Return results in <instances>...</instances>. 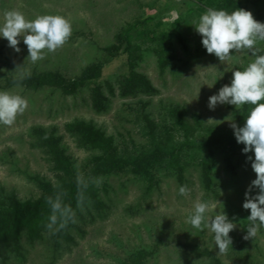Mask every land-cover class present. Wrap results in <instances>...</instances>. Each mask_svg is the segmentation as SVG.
Returning <instances> with one entry per match:
<instances>
[{
	"label": "rangeland",
	"instance_id": "obj_1",
	"mask_svg": "<svg viewBox=\"0 0 264 264\" xmlns=\"http://www.w3.org/2000/svg\"><path fill=\"white\" fill-rule=\"evenodd\" d=\"M241 4L252 12L254 19L264 23V5ZM207 8L197 0H0V24L4 12L13 9L23 12L29 20L59 14L72 22V35L67 43L35 64L27 59L28 50L22 38L18 37L21 51L17 53L0 37V91H12L29 102L28 109L13 126L0 124V194L36 198L39 195L36 179L55 183L56 176L46 154L36 147L33 128H56L74 168L82 176L90 174L98 153L65 131V125L75 120L93 123L112 136L121 150L128 151L135 147L151 148L150 139L142 132L141 112L161 126L170 122L167 114L170 107H184L190 123H194L195 116L202 122L203 129L196 132V141L231 129L232 111L240 108L217 104L214 110L210 109L209 97L218 94L222 86H230L233 71L243 70L254 58L246 51H233L232 59L220 62L214 54L207 53L193 24ZM142 20L146 23L138 30L146 40L136 71L148 78L155 93L120 96V81L128 73L127 55L122 48L103 67L98 81L108 98L102 111L92 106L93 85L74 94H64L53 87H6L16 75L18 65L29 69L31 74L50 71L65 78L77 77L87 66L105 60L104 49L116 43V34ZM164 31L171 34L173 59L161 69L158 49L149 39ZM176 139L181 140L178 136ZM244 147L243 144L233 150L228 147L212 150L210 190L203 186L200 167L207 156L205 152L187 154L180 182L177 175L164 170L155 172L150 188L129 172L104 176L97 186L103 207L88 206L80 211L70 230L72 242H61L55 248L50 231H44L32 243L22 235L20 255L2 248L0 264H129L138 251L146 253L143 264H217L216 260L218 264H264V229L254 239L243 238L250 215V210L243 208L245 192L256 179L248 160L249 156L254 159V151L245 154ZM183 185L191 189L188 196L179 194ZM257 192L254 188L251 195ZM197 200H218L222 204L223 207L208 213L210 217L220 211L226 212L230 220L235 217L237 227L229 233L233 243L225 255H218L214 233L209 229L197 230L186 222ZM191 245L208 250L210 256L195 258L184 247ZM150 251L152 256L147 255Z\"/></svg>",
	"mask_w": 264,
	"mask_h": 264
},
{
	"label": "trees",
	"instance_id": "obj_2",
	"mask_svg": "<svg viewBox=\"0 0 264 264\" xmlns=\"http://www.w3.org/2000/svg\"><path fill=\"white\" fill-rule=\"evenodd\" d=\"M204 7H212L217 10H227L229 13L237 9H243L241 2L259 7L264 5V0H197ZM146 23V20L138 21L134 25H128L120 33L116 34V43L104 49L106 58L104 61L93 63L83 69L79 76L65 78L57 72L32 73L30 77L19 82V85L26 88L53 87L61 90L64 94H74L80 88L91 86L92 106L96 111L106 108L108 98L102 91V85L98 83L103 67L110 59L117 56L120 49L127 55L128 73L120 81L119 94L121 97L137 96L138 94H152L155 89L148 78L136 71L137 61L140 60V51L143 38L139 27ZM146 37V36H145ZM144 39V40H143ZM158 51V64L163 69L173 59V49L171 45V34L160 32L154 39ZM141 41V43H140ZM1 57V55H0ZM1 59V58H0ZM17 85L14 78L9 79L6 87ZM108 90L112 93L111 85L106 81ZM264 102V101H262ZM252 105L245 104L238 110H233L234 123L243 127ZM169 124L157 125L144 112L139 114L140 120L144 122L143 134L150 139V149L121 150L114 138L107 135L100 128L91 122L75 120L65 125V131L74 136L84 147L96 151L94 165L87 176H83L89 182L86 196L91 206L95 209L102 208L103 203L98 196V187L92 183L96 178L113 174L129 172L135 177L145 181L150 188L153 184L154 174L158 170H164L177 175L180 182L182 172L185 168V157L187 154L207 153V156L200 162L202 182L205 190L211 189V152L215 148H225L233 150L243 144L237 143L233 128L213 135L201 141L195 140V134L203 129L202 122L195 116L194 123L187 119L188 111L182 106H172L167 111ZM32 135L36 142V147L41 149L47 156L52 172L55 173V183L45 178L36 179L39 195L36 198L21 199L14 193L0 194V251L2 248L12 249L20 255V239L25 235L29 242H34L41 238L44 231H50L46 225L51 214L47 198L54 196L57 192L66 193L64 202L70 204L76 211V216L80 214V209L76 207L77 201V176L73 160L66 153V148L62 144V137L57 134V129H44L37 127L32 129ZM176 136L181 140H177ZM47 137V138H45ZM133 144L132 140H129ZM137 149V150H136ZM195 158V157H194ZM73 224L70 223L66 229L51 233L55 248L60 247L61 242H72L70 230ZM195 258L210 256L208 250H201L196 245L184 246ZM150 251L147 255L152 256ZM146 259L144 251H138L129 260V264H143ZM215 261V260H214ZM127 263V262H126ZM216 263L218 264L217 260Z\"/></svg>",
	"mask_w": 264,
	"mask_h": 264
},
{
	"label": "clouds",
	"instance_id": "obj_3",
	"mask_svg": "<svg viewBox=\"0 0 264 264\" xmlns=\"http://www.w3.org/2000/svg\"><path fill=\"white\" fill-rule=\"evenodd\" d=\"M193 24L202 36V45L207 53L214 54L220 62L232 59L233 51H246L254 58L243 70L233 71L230 86H222L218 94L209 97L208 103V107L213 110L217 104L234 105L237 109L245 104L253 106L243 127L235 123L230 126L234 130L237 143L245 145L242 152L247 154L254 151V159L249 156L248 160L251 161L256 179L248 186L243 203V208L250 210L247 217V234L243 238L254 239L261 229H264V47L260 46L264 44V23L254 19L251 11L242 8L229 13L227 10L209 7ZM71 35V20L59 14L39 15L29 20L19 10H7L3 14V23L0 24V37L5 38L8 46L17 53L21 51L18 37L23 39L28 50L27 59L32 64L44 60L47 53H54L62 48ZM14 72V82L17 86L31 74L23 65H18ZM28 107V100L21 95L12 91H0V124L13 126L17 117L23 115ZM102 181L103 177H99L92 183L99 186ZM77 187L76 207L83 211L85 205L90 204L85 194L89 182L82 175H78ZM254 188L258 189V192L251 195ZM190 192L191 189L187 185L179 188V194L182 196H188ZM65 195V192L59 191L47 198L51 214L46 227L53 233L77 222L76 211L64 202ZM221 206L218 200H197L194 211L186 222L197 230L209 229L214 233L215 245L219 248L218 255H225L233 243L229 233L235 230L237 225L233 222L235 217L230 220L224 211L208 216L209 212Z\"/></svg>",
	"mask_w": 264,
	"mask_h": 264
}]
</instances>
